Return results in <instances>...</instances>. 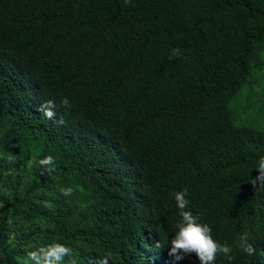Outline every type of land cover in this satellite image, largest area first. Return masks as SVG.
Returning <instances> with one entry per match:
<instances>
[{"label":"trees","instance_id":"1","mask_svg":"<svg viewBox=\"0 0 264 264\" xmlns=\"http://www.w3.org/2000/svg\"><path fill=\"white\" fill-rule=\"evenodd\" d=\"M262 57L264 0H0V264L52 243L77 264H200L155 247L184 188L232 249L215 264H264V126L233 107Z\"/></svg>","mask_w":264,"mask_h":264},{"label":"clouds","instance_id":"2","mask_svg":"<svg viewBox=\"0 0 264 264\" xmlns=\"http://www.w3.org/2000/svg\"><path fill=\"white\" fill-rule=\"evenodd\" d=\"M132 0H124V4L130 5ZM181 55L179 48L171 50L169 59H175ZM61 104L68 105L67 98H63ZM56 104L54 101L49 100L40 106L38 109L42 111L45 118L49 120H55ZM58 123L63 124L64 121L61 118ZM42 166H50L49 171H52L54 166V158L48 156L42 159L40 162ZM256 169L259 175L252 179L251 184L253 187L264 188V156L259 157L256 165ZM62 194L70 196L72 194L71 188L62 189ZM175 200V207L180 216V220L176 224L177 231L171 240L164 238L158 240L155 243V247L161 249L165 246L169 249L168 255L172 256L175 260L179 261L186 256L195 254L200 264H215L218 254L224 255L229 262L235 257L230 255L232 252L231 247L228 244H220L212 236V229L207 223L200 222L199 214H194L192 211L187 210L190 204L188 197V189L184 188L181 191L172 193ZM240 248L248 255H252L255 252V248L252 244L248 243L247 235L240 237ZM77 264V259L73 256V250L62 243H52L47 246L40 247L36 250L29 251L25 264ZM100 264H107V259L100 261Z\"/></svg>","mask_w":264,"mask_h":264},{"label":"rangeland","instance_id":"3","mask_svg":"<svg viewBox=\"0 0 264 264\" xmlns=\"http://www.w3.org/2000/svg\"><path fill=\"white\" fill-rule=\"evenodd\" d=\"M233 107L239 122L264 126V57L254 67L250 85L243 90Z\"/></svg>","mask_w":264,"mask_h":264}]
</instances>
